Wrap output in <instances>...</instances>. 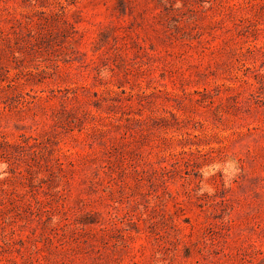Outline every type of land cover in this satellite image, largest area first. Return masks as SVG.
Wrapping results in <instances>:
<instances>
[{
    "label": "rangeland",
    "instance_id": "374dc122",
    "mask_svg": "<svg viewBox=\"0 0 264 264\" xmlns=\"http://www.w3.org/2000/svg\"><path fill=\"white\" fill-rule=\"evenodd\" d=\"M0 264H264V0H0Z\"/></svg>",
    "mask_w": 264,
    "mask_h": 264
}]
</instances>
